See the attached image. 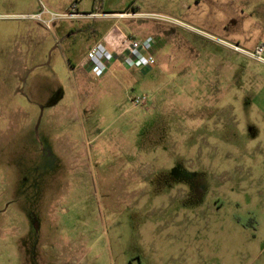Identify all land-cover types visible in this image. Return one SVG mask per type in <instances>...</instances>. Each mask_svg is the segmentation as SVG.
Listing matches in <instances>:
<instances>
[{"label":"rangeland","instance_id":"rangeland-1","mask_svg":"<svg viewBox=\"0 0 264 264\" xmlns=\"http://www.w3.org/2000/svg\"><path fill=\"white\" fill-rule=\"evenodd\" d=\"M75 2L0 0V264H264V0H98L176 20L109 22L156 41L133 79Z\"/></svg>","mask_w":264,"mask_h":264},{"label":"built area","instance_id":"built-area-1","mask_svg":"<svg viewBox=\"0 0 264 264\" xmlns=\"http://www.w3.org/2000/svg\"><path fill=\"white\" fill-rule=\"evenodd\" d=\"M133 15L137 16L136 14ZM77 16L72 12L65 15H56L55 18H74ZM149 17L176 22V20L155 14L149 15ZM46 24L50 27L51 22L48 21ZM121 40L123 48L119 55L114 53L103 41L97 42L88 50L86 54L87 71L92 78L101 79L118 59L127 68L139 71H145L156 66L157 60L153 52L156 41L152 36L137 38L132 35L123 34ZM234 49L236 52L245 54L252 60L264 64V45L258 46L253 51H247L238 46H234ZM132 102L136 107L148 108L147 96L135 98Z\"/></svg>","mask_w":264,"mask_h":264},{"label":"crops","instance_id":"crops-1","mask_svg":"<svg viewBox=\"0 0 264 264\" xmlns=\"http://www.w3.org/2000/svg\"><path fill=\"white\" fill-rule=\"evenodd\" d=\"M97 1L98 0H76L75 6H73L75 8V10H72V12L75 13L76 15H78L77 16L78 18H76L75 20L69 19V20H71V23H69L67 28H66L67 31H70L69 32L70 33L69 37L75 36L78 33V30H79L80 26L84 27L86 24H89L90 21L94 17H97L99 15H101L103 17H100L101 19L97 18V19H94V20L101 21L104 24L108 21L107 23L110 25L107 28V30H105V27H104V30H103L104 34L102 36H100L99 38L94 40V42L92 44L88 45V47H87V49L85 51V54H84L85 55L84 56V58H85L84 61H85L86 69H87L86 54H87L88 50L93 45H95L97 42H100V41L105 42L106 45L114 53H116L117 55H119L122 52L123 45H122V40L120 38H119V40H116V41L113 40V39L109 40L107 38V35H108L110 29L114 25L112 23L111 24L109 23L112 20L113 17L122 18V17L132 16V14H136V15L155 14V13H143V12H140V10H138V8H135V7L132 8V13L130 11L122 12V10H115V9H112V8L111 9L109 8L108 10L100 12L98 10V8L101 7V6L99 4L97 5ZM57 7L61 11V12L58 13L60 15L69 14L71 12V8H67V6L66 5L65 6L62 5V3H59ZM48 21H51V19H49ZM103 23H102V25H103ZM59 25H60V28H63V25H61V23ZM59 25H58V23H56L55 24V28H57ZM102 25L101 24L96 25L95 31L97 32L99 29H102L103 28ZM124 34L132 35V36L137 37V38L150 37V36L140 37V36H137V35H135L134 33L130 32V31H125ZM116 70H121V72L116 71ZM155 70H156V67H153L151 69L145 70V73L144 72L143 73L144 74H146V73L152 74L153 72H155ZM135 71H136V69H129L126 66L122 65V63L118 59L114 63V65L107 71V73L104 75V77H106L108 75H115L119 79H121V78L133 79L134 78L133 76H135L134 74H136ZM86 72L89 73L88 71H86ZM123 72H125V75L121 77L120 74L123 73ZM147 110H148V108H147Z\"/></svg>","mask_w":264,"mask_h":264}]
</instances>
